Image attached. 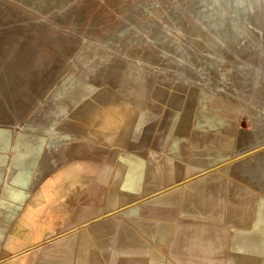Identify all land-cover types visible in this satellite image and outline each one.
<instances>
[{
  "label": "rangeland",
  "instance_id": "obj_1",
  "mask_svg": "<svg viewBox=\"0 0 264 264\" xmlns=\"http://www.w3.org/2000/svg\"><path fill=\"white\" fill-rule=\"evenodd\" d=\"M240 1L0 0V264H74L88 228L103 264H264V0Z\"/></svg>",
  "mask_w": 264,
  "mask_h": 264
},
{
  "label": "crops",
  "instance_id": "obj_2",
  "mask_svg": "<svg viewBox=\"0 0 264 264\" xmlns=\"http://www.w3.org/2000/svg\"><path fill=\"white\" fill-rule=\"evenodd\" d=\"M34 176H35V174L33 175V178H34ZM170 193H172V192L163 194L159 197L152 199L155 201V200L160 198V201H158L157 203L152 204L151 202H153V201L150 200L151 202H149L148 204L152 205V206H159V207H173V205L177 203L178 199L175 200V198L174 199L169 198ZM135 194H137V193H134V195ZM132 196H133V194L130 193L127 198H124V199L121 198V199H119L120 201H118L117 203H122L123 200L124 201L132 200L133 199ZM170 199H171V201H169ZM115 204H116V200L110 196L108 206L110 208H113ZM96 212H97L96 208H89L85 211L81 207H79L77 209V212H76V220L89 219V221H92L97 217ZM90 233H91L90 228L85 229V231L82 232L81 240L79 241L80 245H79L78 252H77L78 258H76V260L74 261V264H78V263H81V264H103V260H102V258H100V251L95 246V244H94L95 241L91 238ZM95 233L97 234L98 237H100V229H97L95 231ZM125 235H128L129 238H131V240H134V242L140 244L139 239L134 234V232L126 230Z\"/></svg>",
  "mask_w": 264,
  "mask_h": 264
},
{
  "label": "bare ground",
  "instance_id": "obj_3",
  "mask_svg": "<svg viewBox=\"0 0 264 264\" xmlns=\"http://www.w3.org/2000/svg\"><path fill=\"white\" fill-rule=\"evenodd\" d=\"M242 1V0H241ZM240 1V2H241ZM239 2V3H240ZM246 2V1H245ZM242 3V2H241ZM248 3V2H247ZM245 5H246V3H245ZM240 6H241V4H240ZM247 6H248V4H247ZM240 9V8H239ZM26 166V165H25ZM27 168H28V166H26ZM26 176H25V178H24V180H22V182L21 181H19L22 185H24V186H27L28 185V179H29V174H30V172H29V169H26ZM16 181H18V179L16 180ZM125 195V194H124ZM27 196V195H26ZM21 200H25V197H24V195L23 196H21V198H20V201ZM16 201H18V199L16 200ZM19 202V201H18ZM22 203V202H21ZM160 203V202H159ZM93 241V240H92ZM81 256V255H80ZM79 256V257H80ZM78 258V257H77ZM78 264H81V263H78Z\"/></svg>",
  "mask_w": 264,
  "mask_h": 264
}]
</instances>
